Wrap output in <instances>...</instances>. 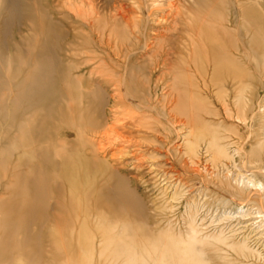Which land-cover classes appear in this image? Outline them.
Returning a JSON list of instances; mask_svg holds the SVG:
<instances>
[{
    "label": "rangeland",
    "instance_id": "374dc122",
    "mask_svg": "<svg viewBox=\"0 0 264 264\" xmlns=\"http://www.w3.org/2000/svg\"><path fill=\"white\" fill-rule=\"evenodd\" d=\"M157 1L152 7L155 13L149 19L144 0H25L26 4L36 6L38 29L31 30L34 23L24 19L14 22L11 32L4 35L1 23L6 15L0 16V53L24 52V58H28L31 44L28 42H36L39 48H44L43 51L36 49V58L62 54L55 63L58 69L63 71V60L70 58L82 65L78 72L85 75V87L93 85L90 78L97 81L106 102L95 109L94 105L99 102L91 101L83 112L85 117L94 116L96 121L83 127L87 142L83 150L85 159H97V164H105L108 169L125 175L126 183L143 203V210L135 208L137 213L133 215L137 221L129 230L130 223L122 218L114 220L115 227L105 225L95 230L99 239L105 236L106 240L92 246L87 240H77V232L70 230L69 213L59 218L51 214L60 212L59 188L50 177L42 181L47 189L45 202L52 206L44 222L40 223L37 216V219L31 217L30 235L40 231L46 249L44 260L50 261L55 256L51 254L55 248L47 240L48 235L52 241L58 237L61 255L55 256L56 263L42 261L40 264H161L158 251L149 252L152 249L149 241L159 242L156 244L163 247L172 244L174 239L197 245L202 242L205 249L210 244L221 246L222 252H217L215 247L205 251L209 264H264V216L259 213L264 210L248 200L259 195L253 193L257 189L249 184V179L264 183L263 170L257 167L263 163L256 167L246 164L243 150L246 142H253L252 135L263 133L257 120L264 111L261 107L264 105V0H239L245 3L247 11L255 10L256 15L247 25L251 34H242L244 43L238 40V44L239 34L234 23L238 11L234 3L210 0L207 10L192 0ZM91 7H96L97 14L92 15ZM54 10L60 11L56 18L61 22L53 29L49 27L48 17ZM178 11L182 12L183 20H177ZM227 17L233 23H228ZM204 22L210 26L211 34L200 32V27L196 31L195 37L202 36L204 54L193 70L180 59L184 36L179 34H190L184 32L183 25ZM95 24L105 33L103 45L102 34L93 28ZM75 34L86 41V46L75 48L67 55L65 47ZM216 48L223 56L218 65ZM94 55L100 57L92 59ZM102 58L105 60L101 63ZM127 69L133 73V82L122 81ZM126 90L131 97H127ZM4 91L0 89V148L6 142L3 137L19 134L23 113L25 117L29 114L21 111L13 114L17 116L15 119L11 116L5 119L12 111L13 95H7L13 87ZM61 104L64 112L69 113L67 103L59 99L54 103L52 115L55 117ZM86 104L84 100L81 107ZM240 107L246 119L238 117ZM92 108L94 112L90 113ZM13 121L14 127L8 129ZM55 129L56 125L52 134L56 133ZM59 135L67 140L60 145L64 149L68 142L76 144L80 136L76 129L67 126ZM214 136L219 142L209 148ZM26 137L31 138L30 133ZM71 149L68 144L65 150ZM90 163L94 167L95 163ZM13 169L12 164L5 169L0 166L2 199L7 198L4 184L20 186L13 178ZM53 171L51 166L46 169L50 174ZM10 192V196L19 194L12 189ZM133 197L135 201L134 194ZM147 215L149 224L144 223L143 217ZM221 238L231 246L220 245L217 240ZM235 249L241 253L238 255ZM205 257L199 258L205 261ZM26 259L27 255L15 254L13 264H26Z\"/></svg>",
    "mask_w": 264,
    "mask_h": 264
},
{
    "label": "bare ground",
    "instance_id": "6f19581e",
    "mask_svg": "<svg viewBox=\"0 0 264 264\" xmlns=\"http://www.w3.org/2000/svg\"><path fill=\"white\" fill-rule=\"evenodd\" d=\"M24 1L25 0H0V16L6 15V18H4L1 23L3 35L11 32V26L14 22H21L24 19L30 20L31 24L34 23V25L30 27L31 30L38 29L36 23L38 21L39 13L36 10V6L33 5L32 7ZM144 1L146 6L145 13L150 19L153 13H155L153 12L152 7L158 1ZM224 2H227L228 5H230V3L236 5L235 7L238 13L236 14V18H234V23H236V34H239V36L237 35L236 37L238 44V40L239 42L243 41L241 37L242 34H251L247 25L250 21L255 20L256 12L252 8L250 11H247L248 9L244 5L245 3H241L239 0H224ZM192 3H198L202 8H206L207 10L210 8V0H192ZM82 4L84 5L85 2ZM44 12L47 18L46 13H48V10L45 9ZM91 12L92 15L97 14L96 7H91ZM119 12L120 11H118L117 15H120ZM57 14H60V11L54 10L53 12H50V16L48 17L50 28L54 29L58 27V22L60 24L61 21L59 20V17L56 18ZM177 15V20H183L181 11H178ZM226 21L228 23H233L232 18L227 17ZM183 26L184 32L189 31L190 34H179L181 37L184 36L181 50L182 58L180 59L194 70V66H198V61L200 58H203L202 55L204 54L202 39L200 38L202 36L195 37V33L200 27V32L211 34L210 26L205 22L196 26L193 24ZM93 28L98 34H102L101 31L103 30L101 26L95 24ZM181 33H183V31ZM103 34V38L100 42L101 45L104 44ZM28 43H31L29 46L28 58H24V52H21V54L17 53L16 55L3 52L0 53V89L4 88V92L6 93L13 87V91L7 95H13V98L10 101L12 103L10 110L12 111L9 112V115H5V119L9 116L15 119L17 116L13 114H17L21 111H29V114L26 115V117L23 113L19 124V134L12 136L9 134L7 137H3L2 139L6 142L0 148V166L5 169L12 164L14 166V169L11 172L14 176L13 178L20 183L18 188L12 184L8 186H6L7 184H4L5 195L7 198L2 199L0 196V264H13L15 254H17V256L27 255L26 264H40L42 261L56 263L57 260L55 256L61 255V252L57 247L58 237L55 236L52 241L51 235H48L47 240L51 242V245L55 248V252L51 254H55V256H51V261L50 259L44 260L46 249L43 247L45 244L39 234L40 231L37 230L35 235H30L29 231V225L32 223V216H34V218H36V216L39 217L38 221L40 223L48 219L50 213L48 211L52 204L48 201L45 202L47 195H45L46 192L44 191L47 189L42 181L47 180L49 177L54 181V185L59 188L57 192L60 194L59 196H61V199L57 200L60 212L57 213V211H54L51 214H53V216L56 215V217L59 218L61 214L65 212L67 214L69 213L70 230H73V233L77 232V240H87L92 246H94L99 240L101 242L106 240L105 236H102L99 239L95 230H100L103 226L105 227V225L115 227L114 223L116 221H112L119 220L120 218L127 221L128 224L130 223L129 225L126 224L128 229V227H132L134 222L137 221L133 215L137 213L135 208L141 207L143 210L142 201L136 197L135 193H133L134 191H132L126 183L125 175L121 174L119 171L111 170L110 168L108 169L105 164H97V159H94L93 161L85 159V153L83 150L87 142L82 134L83 127L86 125L85 123H93L96 121H94V116L85 117L83 112L88 109L87 107L91 104V101L92 103L95 101L96 103L99 102L97 105H94L95 109H99L101 107L100 105L106 102L102 95L103 91L96 85L97 81L90 78L91 82L94 81L93 85L85 87V84H83L85 75L84 73L78 72L82 66L81 64L75 63L70 58L63 60V71H61L55 66V63L59 62L60 57H63L62 54H60V57L58 55H41L39 58H36V49H40L42 46L39 48L36 42L32 43L29 41ZM101 45H98L99 48L103 47ZM85 46L86 41L82 40V37H80L79 34H75L69 44L65 47V53L68 55L73 53L75 48L82 47L84 49ZM244 46L246 45L244 44ZM43 49L44 48H41L42 51ZM211 49L213 51L214 48L211 47ZM94 50V53L98 54L96 49ZM216 52L218 54L215 56V63L218 65L217 63L219 62V59H223V56H221L220 49L218 50L216 48ZM94 56L91 58L97 59L100 57H96V55ZM104 60L105 59L102 58L101 63ZM89 61L90 60H88V62ZM165 61H170V59H166ZM123 79L124 83L133 82V73H129V70L127 69L122 81ZM126 95L128 98L131 97L128 90H126ZM51 99L52 101L49 102ZM59 99L64 103H67L69 113L64 112L62 108L63 105L61 104V107H59L55 113L59 115L55 117V115H52L55 108L54 103ZM84 100L87 104L82 108L81 103ZM24 103H26L27 106ZM261 107H264V105ZM242 108L240 107L238 109V117L246 119ZM151 109L153 110V108ZM40 110L46 111L47 114L42 111L40 113ZM92 112H94L93 108L90 113ZM261 113H263V115H261L257 122L261 124V131H263V133L259 136L255 134L253 136L251 134L253 142L250 144L246 142L243 145V150L246 153V164L254 165V167H256V164L263 163L262 167H257L263 170L262 175L264 176V111ZM55 125L57 127V129H55L56 133L52 134ZM9 126L8 129L13 128L14 121L12 122V125L10 124ZM65 126H67V128L76 129L78 135L80 134L76 139V144L68 142L69 148L73 149L69 152L65 150L68 149V144L65 149L60 146L67 141L66 139L62 140L59 135L60 131L63 130V127ZM27 133H30L31 138L28 139L26 137ZM40 133H42V135ZM216 138L217 137L214 136L213 139L210 140L209 148L214 147L213 144H218L219 138ZM102 146L104 147V145ZM90 162L95 163L94 167ZM49 166L54 169L51 174L46 172V169ZM96 166L99 167L96 168ZM22 181H25V184ZM26 182L29 183L28 187L25 186ZM249 182V184H252L255 189H257L253 193L259 195L256 197L250 196L248 197V200L264 210V183L251 179H249ZM261 186L262 188L260 189ZM10 189H12L13 192L18 191V196L8 195L9 193L12 194ZM132 193L136 198L135 201ZM38 210L42 211H39V213ZM259 213L264 216V211H259ZM148 217L149 215L143 217L145 224H149L147 222ZM93 223L95 226H93ZM66 228L67 227H65V229ZM148 231H146V234H148ZM150 234L153 238H157V235H155L153 231H151ZM183 241L184 240L174 239L172 244L163 247L156 244L159 242L149 241V245L152 246V249L150 247L148 250H150L149 252L151 254L158 251L159 254L157 255L160 256L159 259L161 264H171L172 262L177 264L180 261L184 264H209L204 253L205 251L209 252V250L215 246L210 244L205 249L202 246V242L199 243L200 245H197L196 242ZM217 242H219L220 245L231 246V244L227 243V241L222 238L217 240ZM154 244H156L157 248ZM180 244H182V247H180ZM188 246L191 248H188ZM30 247H32L33 250H30ZM215 248H217V252H222L221 246H216ZM90 249L92 250L93 247ZM235 251L238 255L241 253L240 249H235ZM24 252L29 253L27 254ZM250 255H247V257ZM200 256L205 257V261L200 260Z\"/></svg>",
    "mask_w": 264,
    "mask_h": 264
}]
</instances>
